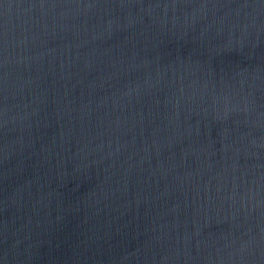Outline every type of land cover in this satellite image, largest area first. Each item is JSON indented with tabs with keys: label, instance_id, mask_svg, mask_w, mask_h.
I'll return each instance as SVG.
<instances>
[{
	"label": "water",
	"instance_id": "1",
	"mask_svg": "<svg viewBox=\"0 0 264 264\" xmlns=\"http://www.w3.org/2000/svg\"><path fill=\"white\" fill-rule=\"evenodd\" d=\"M0 264H264V0H0Z\"/></svg>",
	"mask_w": 264,
	"mask_h": 264
}]
</instances>
